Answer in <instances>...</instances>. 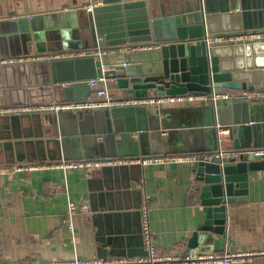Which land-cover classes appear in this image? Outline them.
<instances>
[{
	"label": "water",
	"instance_id": "obj_1",
	"mask_svg": "<svg viewBox=\"0 0 264 264\" xmlns=\"http://www.w3.org/2000/svg\"><path fill=\"white\" fill-rule=\"evenodd\" d=\"M61 1L63 5L69 3ZM162 1L76 0L70 8L77 9L84 17L85 29L67 45L56 27L71 23L69 16L62 13L54 18L46 14L47 8L36 4L37 0H0V22L13 25L15 35L24 45L32 43L35 52L84 51L76 56L1 63L0 105L50 102L56 99L58 91L60 100L86 99L91 90L88 80L102 76L110 81L109 92L120 98L187 92L210 94L214 89H264V40L221 44L225 46L208 45L204 40L206 33L215 31L264 27L261 21L264 0H165L170 2L167 4ZM135 7L140 21L125 26L121 13L127 14ZM100 8L117 10L121 17L119 29L112 32L102 28L97 15ZM10 14L13 17L8 19ZM85 34L88 36L84 37ZM102 35L104 39L100 40L98 36ZM140 41L159 46L138 51L97 52L107 46L120 48ZM203 108L213 126L215 140L211 149L198 153L195 160L206 162L203 168L207 183L200 193L206 205V217L190 245L200 234L222 232L226 203L233 201L247 186L249 171L264 169V155L254 153L264 149V100L239 99L216 105L208 102ZM124 111L126 115L122 114ZM44 114H51L44 126L51 131L44 134L42 127L38 132L29 130L24 136L30 138L24 144L30 148L25 151L31 149L43 160L61 159L70 142H79L82 122L78 117H82V111L4 114L0 118L9 120L10 124L25 119L32 122L34 129L44 120ZM85 117L88 121L85 134L97 139L99 146L91 158L149 153L144 147L154 142V138H149L144 104L96 108ZM218 130L225 134L219 135ZM8 137L5 132L0 135L1 149L13 143ZM226 137L230 147L223 148L221 143ZM52 147L56 148L55 153ZM221 150L226 153L224 156L219 155ZM16 159H24L23 154L17 153ZM132 165L138 164L102 165L100 169L107 171ZM119 185L128 194V181L123 180ZM92 207L95 208L93 204ZM146 253L145 249L138 255Z\"/></svg>",
	"mask_w": 264,
	"mask_h": 264
},
{
	"label": "crops",
	"instance_id": "obj_2",
	"mask_svg": "<svg viewBox=\"0 0 264 264\" xmlns=\"http://www.w3.org/2000/svg\"><path fill=\"white\" fill-rule=\"evenodd\" d=\"M75 1L67 0V5H63L61 0H37L36 3L47 8L46 14L53 15L54 18L62 13L70 17L71 23H62L56 27L67 45L85 29L84 17L78 14L77 9L70 8ZM162 2L170 3L165 0ZM96 4L101 2L96 1ZM126 13H121L125 26L127 23L130 25L140 21L138 8L129 9ZM97 15L103 29L112 32L119 29L121 17L117 10L100 8ZM12 17L10 14L8 19ZM85 19L87 20V16ZM257 19L259 20V16ZM261 21H264V14ZM14 32L13 25L0 22V57L34 53L32 43L24 45ZM217 32L222 31L214 33ZM87 36L85 34L84 37ZM98 37L100 40L104 39L103 35ZM216 44L225 46L221 45L224 42ZM56 52L59 50L35 53ZM109 82L106 80L110 89ZM89 87V96H92L95 86L89 83ZM56 93L55 101L61 99L60 92ZM208 102L197 100L146 104L149 138L151 140L153 137L154 142L146 144L144 149L149 153L142 156L197 155L209 151L215 138L213 126L203 108ZM225 103L223 101L218 104ZM93 110L95 109L82 111V117H78L82 122V132L78 133L79 142H70L63 157L53 160L40 159L31 149L25 151L30 145L26 147L24 144L30 138L24 136L29 130L38 132L42 127L44 134L51 131V128H44L51 114H44V120L36 124L34 129L32 122L25 119H18L10 124L9 120L0 118V135L5 132L14 143L3 147V150L0 148V164L91 159L98 152L99 146L96 144L97 139H90L85 134L88 125L85 115L91 114ZM125 113L127 112L122 114L126 115ZM221 145L223 148L230 147L228 137L223 138ZM51 151L55 153L56 148L52 147ZM17 153L23 154L24 159L17 160ZM132 163L138 165L107 171H102L101 166H55L0 172V264L68 260L74 257L137 256L146 249L144 236L140 231V210L143 205L147 208L150 242L160 255L178 253L194 256L201 253L264 250V169L249 171L247 186L234 196L233 201L226 203L222 232L200 234L197 241L190 245L191 238L206 217V205L200 194L202 186L207 183L204 178L208 176L203 168L206 162L170 159L145 164ZM123 180L129 183L126 187L128 194H124L125 189L119 185ZM209 196L212 197L211 192ZM69 201L84 203L87 209L76 210L68 218L66 210ZM232 264H264V255H254Z\"/></svg>",
	"mask_w": 264,
	"mask_h": 264
},
{
	"label": "built area",
	"instance_id": "obj_3",
	"mask_svg": "<svg viewBox=\"0 0 264 264\" xmlns=\"http://www.w3.org/2000/svg\"><path fill=\"white\" fill-rule=\"evenodd\" d=\"M204 40L208 45L216 43H236V42H248V41H262L264 40V27L261 28H248L238 29L231 31H222L217 33H206ZM159 45L151 42H134L126 46L118 48L117 46H107L97 50L100 53H114L117 49L122 51H138L158 48ZM84 51H60L53 53H32L24 56H7L0 57L1 63H14L24 60H32L37 58H59L82 55ZM88 82L95 86V91L92 96L86 99L79 100H60L50 102L39 103H19V104H2L0 105V115L4 114H22L33 112H59V111H85L96 108H110L118 105H136V104H154L162 102H194L197 100H205L213 102L214 105L220 102H227L231 100L244 99L249 101L264 100V89L255 90H239L229 91L214 89L212 93H193L187 92L182 94H151L146 97L138 98H120L114 96L109 92L105 77H99L96 79H90ZM101 86L98 87V85ZM219 135L225 134V131L218 130ZM255 154L264 155V149H260L254 152ZM226 153L220 151L219 155L224 156ZM196 160V154H182V155H147L139 157L128 156H107L94 159H70L61 161H24L16 162L13 164H0V172H13L15 170H29L40 167H55V166H73V167H85V168H97L102 165L113 164H126V163H154L165 160ZM87 205L84 203H75L69 201L67 205V217L70 218L71 214L76 210H86ZM142 217V234L144 236V243L146 244L147 253L145 255H137L131 257H95V258H81L74 257L72 259H51V260H33L27 263H10V264H205V263H217V264H232L237 260H247L254 255H264V250L256 251H228L224 254L218 253H201L199 255H179L168 254L160 255L156 253L155 247L150 242L147 226V208L143 205L140 210Z\"/></svg>",
	"mask_w": 264,
	"mask_h": 264
},
{
	"label": "trees",
	"instance_id": "obj_4",
	"mask_svg": "<svg viewBox=\"0 0 264 264\" xmlns=\"http://www.w3.org/2000/svg\"><path fill=\"white\" fill-rule=\"evenodd\" d=\"M221 90L239 91V90H235V89H221Z\"/></svg>",
	"mask_w": 264,
	"mask_h": 264
}]
</instances>
